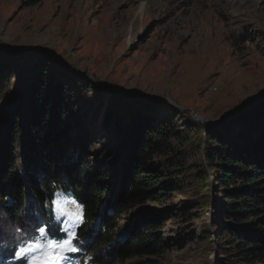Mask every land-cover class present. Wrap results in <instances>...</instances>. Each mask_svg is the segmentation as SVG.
I'll return each instance as SVG.
<instances>
[{"label": "rangeland", "instance_id": "obj_1", "mask_svg": "<svg viewBox=\"0 0 264 264\" xmlns=\"http://www.w3.org/2000/svg\"><path fill=\"white\" fill-rule=\"evenodd\" d=\"M32 1L0 0V66L8 74L0 87V122L13 102L23 107L24 83L34 63L38 71L31 78L40 75L39 56L52 62L46 77L62 81L66 95L79 102L68 125L73 131L80 125L90 133L89 159L107 171L109 179L120 155L108 152L119 136L113 126L102 127V121L98 128L102 109V119L110 108L123 121L137 111L172 120L183 131L177 142L187 162L179 177L181 188L169 200L152 199L133 208L119 225L154 212L162 217L161 235L168 245L157 264H216L222 242L218 232L222 218L217 214L222 197L219 172L207 157L210 142L201 127H226L233 134L248 126L251 131L264 128V110L252 112L264 104V0ZM24 49L29 51L15 56ZM111 89L165 98L211 122L229 114H249L220 127H206L159 98L146 100L153 102L144 106L141 100L106 91ZM189 120L201 127L189 130ZM73 201L79 204L68 194L55 197L56 226L62 227L65 220L59 209L71 207ZM187 211L190 216L184 214ZM71 254H66L71 264H91L89 254L80 258Z\"/></svg>", "mask_w": 264, "mask_h": 264}, {"label": "trees", "instance_id": "obj_2", "mask_svg": "<svg viewBox=\"0 0 264 264\" xmlns=\"http://www.w3.org/2000/svg\"><path fill=\"white\" fill-rule=\"evenodd\" d=\"M38 59L40 75L31 78L38 71L34 63L24 83L23 107L13 102L0 122V264H26L27 257L18 259L11 252L33 241L38 227L50 238L63 236L53 208L60 194L83 208L75 241L81 249L71 254L74 258L89 254L91 264H157L168 251L162 217L146 211L134 223L119 224L133 208L152 199L169 200L181 188L179 177L187 168L177 145L182 129L144 111L130 113L123 121L107 108L102 119V109L98 128L102 121V127L113 126L119 136L108 152L120 155L109 179L110 174L89 159L90 133L80 125L74 132L68 125L79 102L66 95L62 81L46 77L52 62L45 56ZM7 76L0 66V87ZM189 126L201 127L192 120ZM201 128L210 142L207 157L219 172L222 197L216 264H264V128L251 131L248 126L236 134L226 127ZM5 197L15 206H5Z\"/></svg>", "mask_w": 264, "mask_h": 264}, {"label": "snow or ice", "instance_id": "obj_3", "mask_svg": "<svg viewBox=\"0 0 264 264\" xmlns=\"http://www.w3.org/2000/svg\"><path fill=\"white\" fill-rule=\"evenodd\" d=\"M71 207H62L59 209L60 215L65 217L64 225L59 231L63 236L53 239L45 235L44 228H37L38 236L31 237L34 243L31 246L21 248L19 251L12 250L11 254L16 258L29 257L27 264H61V261H69L71 258L66 255L69 253H77L78 246L74 244L78 240L77 228L83 223L82 206L74 201L70 202ZM15 204L11 201V197L4 198V205ZM30 254V256H29Z\"/></svg>", "mask_w": 264, "mask_h": 264}, {"label": "water", "instance_id": "obj_4", "mask_svg": "<svg viewBox=\"0 0 264 264\" xmlns=\"http://www.w3.org/2000/svg\"><path fill=\"white\" fill-rule=\"evenodd\" d=\"M2 45V49L9 53V50H8V47L5 46L4 43L1 44ZM29 49H24L22 50L21 52L17 53V55L15 56H20L22 54H25L26 52H28ZM45 53L49 54L50 55V52H48L47 50H43ZM83 73V72H81ZM87 75L89 76V74L87 73ZM91 79V78H90ZM92 81V80H91ZM94 84V82H92ZM98 87V86H96ZM103 90V89H102ZM107 92L109 93H121L125 96H128V97H132L134 99H137V100H141V101H146V100H150V99H158L159 97H154V96H144V97H136V96H133L132 94L128 93V92H124L122 90H114V89H111V90H106ZM161 100H163L165 103H167L168 105H170L172 108H175L177 110H183V111H187L190 113L191 117L198 123H201L203 124L204 126L206 127H220L222 126L223 124H225L226 122H228V120L230 119H233V118H238V117H244L246 115H248L249 113H246V114H243V115H240V114H229L227 116H225L221 121L219 122H211V121H208V120H205L203 119L202 117H200L196 112H194L192 109H189V108H186V107H180V106H177L175 104H173L172 102H170L168 99H165V98H159ZM259 109H263L264 110V104L262 105H259L257 107H254L253 108V111H257Z\"/></svg>", "mask_w": 264, "mask_h": 264}]
</instances>
